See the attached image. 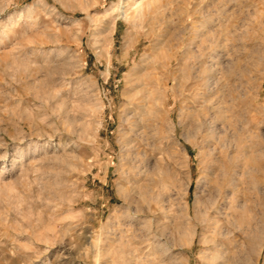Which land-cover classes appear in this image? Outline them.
I'll return each instance as SVG.
<instances>
[{
  "label": "rangeland",
  "instance_id": "obj_1",
  "mask_svg": "<svg viewBox=\"0 0 264 264\" xmlns=\"http://www.w3.org/2000/svg\"><path fill=\"white\" fill-rule=\"evenodd\" d=\"M0 264H264V0H0Z\"/></svg>",
  "mask_w": 264,
  "mask_h": 264
},
{
  "label": "bare ground",
  "instance_id": "obj_2",
  "mask_svg": "<svg viewBox=\"0 0 264 264\" xmlns=\"http://www.w3.org/2000/svg\"><path fill=\"white\" fill-rule=\"evenodd\" d=\"M143 5V4H142ZM139 9V8H138ZM140 9H141V5H140ZM136 10V9H135ZM137 11V10H136ZM135 12V11H134ZM126 15V14H125ZM223 38V37H222ZM165 42V41H164ZM164 44V43H163ZM169 45V44H168ZM164 48H165V46H164ZM148 74V73H147ZM149 76V75H148ZM147 76V77H148ZM146 77V76H145ZM146 77V78H147ZM151 77V76H150ZM150 79V78H149ZM141 79L139 78V81H140ZM151 81V80H150ZM138 82V81H137ZM148 84H150L149 82H148ZM151 85H152V82H151ZM149 87V86H148ZM145 88V87H144ZM138 89V88H137ZM138 91L140 92L141 90L140 89H138ZM139 92H137V94L139 93ZM144 92V91H143ZM140 94H142L141 92H140ZM145 95H147V94H145ZM140 96V95H139ZM144 96V95H143ZM150 99V98H149ZM218 186V185H217ZM148 195V194H147ZM147 198V197H146ZM148 199V198H147ZM146 200V199H145ZM215 201V200H214ZM147 205V204H146ZM149 205V204H148ZM210 207H211V205H210ZM139 209H141V204H139ZM186 209V208H185ZM142 210V209H141ZM137 212H141V211H138L137 210ZM207 213V212H206ZM211 213V212H210ZM183 214V213H182ZM187 214L185 213L184 215H183V218L185 219V222L183 223L182 222V224H180V227L181 228H183L184 226H186V225H189V227H190V224H189V222L187 221V220H189L188 218H187ZM137 219H139V218H137V216H136V214H134V216H132V218H131V220H132V222L135 224L136 222H138L139 220H137ZM142 220V221H141ZM140 220V222H144L145 223V219H141ZM144 220V221H143ZM182 221H184V220H182ZM181 223V222H180ZM201 226L203 227L202 228V231L203 232H205V233H208V231L207 230H210L212 227L214 228V230H212V233H214L213 235L214 236H212L211 238L209 237L205 242L206 243H212V245H211V247H207V249L206 250H201V252H200V256H199V258H200V261L201 260H205V261H208L209 259H211V258H213V256H210L208 253V250H211V249H216L215 248V246H216V243L218 242L217 241V238H216V235L218 234L217 233V230L219 231V230H221V229H224V227H225V224L222 222V221H220V219L217 217V216H215V215H212V214H207V216L204 218V219H202L201 220ZM134 224H132V225H134ZM193 226V228L191 227V228H189V230H187L186 232H184V233H181V234H183L182 235V241L184 242V245H188V246H192V244H193V241L191 240V238H190V235H192V236H195V235H197V232H198V225L196 224L195 226L194 225H192ZM177 230V229H176ZM184 230H185V228H184ZM222 231V230H221ZM181 232V231H180ZM209 232H211V231H209ZM187 233H188V235H187ZM211 233V234H212ZM218 235H221V233L220 234H218ZM181 242V241H180ZM142 243V242H141ZM201 244H203V243H201ZM183 245V246H184ZM217 247V246H216ZM221 255V254H220ZM206 259H208V260H206ZM210 261V260H209Z\"/></svg>",
  "mask_w": 264,
  "mask_h": 264
}]
</instances>
